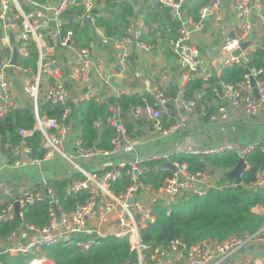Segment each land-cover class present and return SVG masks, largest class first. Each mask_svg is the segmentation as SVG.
<instances>
[{
  "label": "built area",
  "instance_id": "built-area-1",
  "mask_svg": "<svg viewBox=\"0 0 264 264\" xmlns=\"http://www.w3.org/2000/svg\"><path fill=\"white\" fill-rule=\"evenodd\" d=\"M192 1L202 6L196 18L183 7L182 21L178 10L183 0H150L169 9L172 22L179 23L176 35L171 27L164 32L158 23L149 24L145 15L136 13L120 35L108 36L99 24L106 0H0V124L28 108L34 119L32 129L17 130V143L5 141L0 134V226L13 225L7 236L0 237V255L37 257L72 243L85 252L100 241L115 238L127 240L137 257L136 262L125 264H223L235 256L243 257L237 264H264V223L255 233L222 242L203 240L188 246L177 239L156 248L143 242L142 233L157 222L159 208L171 214L185 195L201 197L212 189L244 185L243 177L252 169L248 158L257 148L264 153L263 141L220 145L197 154L237 155L245 164L239 185L219 183L232 169L208 167L190 172L186 164L171 160L174 150L148 156L138 153L140 147L187 129L194 120L264 122V69L249 67L253 56L264 51V0ZM72 25L89 30L84 41ZM204 38L215 45L222 59L216 71L203 56ZM163 42L179 66L175 95L162 77L156 80L141 94L143 105L132 107L127 114L135 124L131 132L121 108L110 105L108 124L115 132L111 148H85L80 105L131 95L113 82L124 76V60L111 63L108 54L125 56L135 45L149 55L161 51ZM234 67L245 69L242 80L221 82L223 96L214 88L217 101L199 111V102L211 88L209 82ZM196 81L202 83L201 89L188 97L186 86ZM146 93L151 101L144 97ZM46 104L61 107V115L50 117ZM95 128L99 130L101 122ZM152 162L154 166L149 167ZM46 165L53 166L51 176L42 173ZM151 170H170L171 176L155 187L143 181ZM124 179L129 185L117 193L113 187ZM50 181L65 183V197L78 200L85 195V200L67 211ZM245 188L253 193L264 190V169ZM43 204L48 206L47 223L41 227L29 223L26 210ZM253 212L264 217V207ZM47 260L35 258L29 264H49Z\"/></svg>",
  "mask_w": 264,
  "mask_h": 264
},
{
  "label": "trees",
  "instance_id": "trees-1",
  "mask_svg": "<svg viewBox=\"0 0 264 264\" xmlns=\"http://www.w3.org/2000/svg\"><path fill=\"white\" fill-rule=\"evenodd\" d=\"M135 6L139 7L140 12L150 11L151 16L148 17V23H158L162 25L159 30L166 32L167 27L173 29L176 35L178 22H172L169 16V9L161 5H154L150 0H131ZM143 6L141 7V3ZM105 15L99 20V24L105 29L108 36L120 35L121 31L128 25L129 19L136 15L134 8L126 0H106ZM202 6L201 2L187 1L184 3V11H188L196 18L197 13ZM149 13V12H148ZM160 22V23H159ZM76 34L85 39V28L77 25H72ZM250 68L256 67L264 69V51H258L252 59ZM245 74V69L234 67L226 69L219 78L212 79L209 83L210 89H207L206 95L199 102V111L205 108L211 102L217 101L213 89L217 84L224 83H239ZM202 83L199 81L190 82L186 86L187 96H193L201 89ZM172 96L175 91H172ZM148 96L146 93L144 97ZM150 99V97H149ZM151 101V99H150ZM118 105L125 117L128 130L131 132L135 128V124L131 121L127 114L132 107L143 105V97L141 94H133L122 96L119 99L111 98L108 101H86L79 107V113L82 118V131L85 148H92L97 143L101 149H110L111 140L115 136L114 130L108 124L110 117L109 106ZM44 109L50 117L58 118L61 115V107L44 105ZM207 120V119H206ZM205 120V122H206ZM101 122V128H95V124ZM34 127V119L30 109H25L17 112L12 117H7L0 124V134L3 139L11 140L13 143L19 141L17 130L32 129ZM172 161H178L181 164H186L190 172L197 173L206 168H215L218 170L233 169L239 161V158L234 153L222 155H207L201 156L197 154L174 153L171 156ZM252 164V169L243 177L242 186L227 188L222 191L210 190L204 196L185 195L178 200V203L173 207L172 213L167 214V211L159 208L157 212V222L142 233L143 242L151 247H166L173 240H182L188 246H194L203 240H212L222 242L230 237H240L244 234L255 233L264 223V217L254 213L253 210L257 207H264V190L253 193L245 188V184H249L255 179L257 171L264 169V153L261 148H257L255 152L248 158ZM154 162L148 163L149 167L154 166ZM147 165V164H145ZM171 176L170 170L149 171L143 181L146 184L159 187L163 182ZM235 181L227 177H223L220 184H232ZM49 185L56 187L59 190V198L67 211L75 208L77 202H83L86 196H80L78 200H72L65 197V183L56 184L50 181ZM129 185V181L124 179L117 183L113 189L119 193L124 191ZM46 204L39 205L26 210V219L29 223L36 226H44L47 223ZM13 225L0 226V237H5L11 232ZM35 258L51 259L54 264H125L126 262H136L137 257L130 250V245L127 240H119L109 238L105 241H100L88 251L82 252L75 243L59 246L55 249L44 251L37 257L12 256L10 254L0 255V264H29Z\"/></svg>",
  "mask_w": 264,
  "mask_h": 264
},
{
  "label": "crops",
  "instance_id": "crops-1",
  "mask_svg": "<svg viewBox=\"0 0 264 264\" xmlns=\"http://www.w3.org/2000/svg\"><path fill=\"white\" fill-rule=\"evenodd\" d=\"M140 3V6L142 7L144 4L143 2ZM137 10L138 12L136 13H139L138 15L141 16L145 15L147 18L146 20L148 21L147 16H151L150 11L140 12L139 7H137ZM229 13L230 10L228 9V15ZM103 17L108 18V15H105ZM149 24H155V22ZM159 26H162L161 23ZM83 32L86 36L89 30L85 28ZM201 43L205 60L210 61L209 64L211 65L213 70L216 71L220 67L222 59L221 57L217 56V50L215 49V45L212 46L211 44H209L205 38L201 40ZM107 58L110 59L111 63H120L122 60H124V76L115 79V81L113 82L116 87L131 91V95L135 93L142 94L144 92H147V90L152 87L153 83L161 77L163 78L164 82L168 85L171 93L173 90L176 92V74L179 71V66L176 60L174 59V56L172 55L171 51L165 53L164 50H161L148 55L141 52L135 45H133L130 47L129 51L125 54V56H122V54L120 53L112 52L108 54ZM118 80H120V83L116 82ZM92 84L95 85V81L92 82ZM72 92L74 93L73 99H75V97L77 98L76 93L73 90ZM103 95L105 96L106 93H104ZM212 103L213 102H211V104ZM207 124L208 123L205 122L201 123L200 120L191 121L189 123L188 128L184 129L185 132H183L184 130H181L178 132V137H176V134L168 138L174 139L164 142L161 145L159 151L167 153L175 148L176 153L181 152L186 154H198L220 145L247 146L253 143H261L264 141V130L261 129L256 131L258 125L250 126L252 132H241L240 124L234 125L233 123H230L224 126L212 124L214 127L208 129V132L216 137L215 139H212L211 137L205 134L204 126ZM191 136H194L197 139L195 140ZM142 148L143 147H140L138 149V153L142 156L152 155L157 152L154 151L153 147H150L147 150H143ZM122 159L123 158L118 159V161ZM52 169V165H46L43 168L42 173H44V175L46 176H51ZM32 172L36 176H39L41 174V172L38 171ZM242 259L243 257L241 256H235L234 258L230 259V262L226 261L223 264H237ZM47 261L49 262V264H54V261L50 259Z\"/></svg>",
  "mask_w": 264,
  "mask_h": 264
},
{
  "label": "water",
  "instance_id": "water-1",
  "mask_svg": "<svg viewBox=\"0 0 264 264\" xmlns=\"http://www.w3.org/2000/svg\"><path fill=\"white\" fill-rule=\"evenodd\" d=\"M135 10V12H138L137 10V7L135 6V4L131 1V0H126ZM188 0H183L184 3H186ZM156 5V4H155ZM179 14H180V17L182 19V21H184V15H183V5L180 6L179 10H178ZM89 22H85V26H89ZM256 30V28L254 29ZM95 36V35H94ZM96 37V36H95ZM263 45H264V39H263ZM13 44H14V41H13ZM246 45H243V48H245ZM16 57H17V53L15 54V57H14V63L16 61ZM117 83H120V80L116 81ZM253 86H254V82H253ZM171 104L172 102L169 103V105L167 106L168 110L171 109ZM239 122V121H242V119H234V120H230V121H227V122H221V123H216L217 125L219 126H224V125H228L230 123H234V122ZM243 123L245 124H250V125H254V126H263L264 123H249L247 121H243ZM208 127L209 125H205L204 126V131L206 133V135H208L209 137H211L212 139H215L216 137L213 135V134H210L208 133ZM185 132V130L183 131ZM193 139H197L195 138L194 136H191ZM99 147V144L97 143L96 144V148ZM175 151L176 149H172V151ZM169 169L173 170V167L171 165V163H167L166 165ZM245 169V164H244V161L242 159L239 160L238 164L228 173L225 174V177L229 178V179H233L238 185L242 183V179H241V174L243 173ZM244 252V251H243ZM228 262H230V259L227 260Z\"/></svg>",
  "mask_w": 264,
  "mask_h": 264
},
{
  "label": "rangeland",
  "instance_id": "rangeland-1",
  "mask_svg": "<svg viewBox=\"0 0 264 264\" xmlns=\"http://www.w3.org/2000/svg\"><path fill=\"white\" fill-rule=\"evenodd\" d=\"M161 50H164V52L166 53V52H170L169 51V47H168V45H167V43L166 42H163L162 43V45H161ZM203 56H204V53H203ZM217 88L219 89V92H220V95L221 96H223V90L221 89V86L219 85V84H217ZM205 120L206 119H204L203 118V121L202 120H200V122L201 123H204L205 122ZM247 121V122H249V123H251L250 121H248V119L247 118H244V119H242V121H239L238 123L237 122H235V123H233L234 125H236V124H240V129H241V132L242 131H250V132H252V130H251V128H250V124H245V123H243V121ZM191 122V121H190ZM205 123H208L207 125H210L209 127H208V129L209 128H211V127H214L213 125H212V123H209L207 120H206V122ZM232 124V125H233ZM231 126V125H230ZM230 126H227V127H230ZM264 130V126H257V129H256V131L257 130ZM250 132H249V134H250ZM209 133V132H208ZM206 134V133H205ZM176 137H178V133H177V136ZM172 139H174V138H172ZM172 139H165V140H159V141H157V142H155V143H152V144H150V145H147V146H143V150H147V149H149L150 147H153L154 148V151H157V152H159V150H160V148H161V145L164 143V142H166V141H170V140H172ZM211 147V146H210ZM153 151V150H152ZM151 151V152H152Z\"/></svg>",
  "mask_w": 264,
  "mask_h": 264
},
{
  "label": "bare ground",
  "instance_id": "bare-ground-1",
  "mask_svg": "<svg viewBox=\"0 0 264 264\" xmlns=\"http://www.w3.org/2000/svg\"><path fill=\"white\" fill-rule=\"evenodd\" d=\"M160 27V26H159ZM34 264H46V262H35Z\"/></svg>",
  "mask_w": 264,
  "mask_h": 264
}]
</instances>
